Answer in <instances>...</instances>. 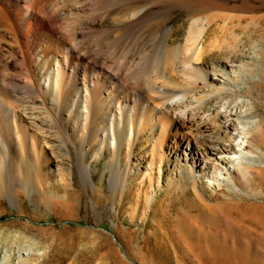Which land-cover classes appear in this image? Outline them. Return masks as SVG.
<instances>
[{"label": "bare ground", "instance_id": "obj_1", "mask_svg": "<svg viewBox=\"0 0 264 264\" xmlns=\"http://www.w3.org/2000/svg\"><path fill=\"white\" fill-rule=\"evenodd\" d=\"M141 1L118 0L104 6L102 0H0V196L14 201L20 192L32 196L38 191L29 171L24 178L18 171V162L23 156L32 158L37 144V159L49 162L45 149L49 142L31 136V126L41 133L56 127L65 141L71 127L79 153L87 135L98 142L101 152L105 144L116 147L117 130L133 118L134 136H144L153 144L147 160H126L132 176L141 171L142 179L148 176V201H159L161 159L156 157L161 158L165 135L172 131L174 137L180 136L174 140V153L182 156L186 166L179 170L186 181L192 180L201 202H214L213 208L201 207V211L208 221L220 217L226 226L201 227L189 217L178 216L172 232L175 240H264L251 224L264 225V204L249 205L237 212L238 217L220 209V202L231 204L242 193L264 196V113L259 102L247 95L255 78H260L259 67L264 69V45L259 48L253 43L246 49L237 32L246 20L243 16L211 14L191 16L184 36L173 45L170 27L151 22L163 9H170L172 1L131 5ZM200 2L220 8L229 4ZM106 18V29L101 31L98 26ZM141 24L133 45L113 38L115 32L117 37L119 31ZM59 33L72 42L55 52L53 48L63 45ZM145 34L154 35V42H146ZM100 58L109 65L99 63ZM174 71L182 72L183 84ZM119 74L148 86L155 104L138 97L130 108L126 102L123 110L116 106L113 83ZM17 103L31 112H22ZM163 118L166 125L159 128ZM107 125L110 138L107 132L101 135ZM48 139L53 152L57 137ZM66 161L58 154L52 160L60 178L66 175ZM93 171L91 167L85 171L89 180ZM68 174H73L72 166ZM44 189L49 201L48 196L56 193ZM4 239L0 264H44L49 250L43 241L17 230L8 231Z\"/></svg>", "mask_w": 264, "mask_h": 264}, {"label": "rangeland", "instance_id": "obj_2", "mask_svg": "<svg viewBox=\"0 0 264 264\" xmlns=\"http://www.w3.org/2000/svg\"><path fill=\"white\" fill-rule=\"evenodd\" d=\"M155 1L158 0H142L131 5L139 6ZM159 1L173 3H167L170 9H163L162 14L153 16L151 22H160V26L170 27L172 35L169 39L173 45L184 36L189 18L198 14L218 17L241 15L246 20L256 17L252 22L244 20L237 32L246 49L253 43H257L258 47L260 44L264 45V3L261 0H223L229 4L222 8L211 4L203 5L200 0ZM114 2L118 0H102L104 6ZM104 20L98 26L101 31L106 29L103 25L109 18ZM141 28L142 24L131 31H119L117 37H114L115 32L113 38L118 42L133 45L140 37ZM58 36L63 39V45L53 48L55 52L63 51V47L71 41L62 33ZM143 37L148 43L154 42L155 39L154 35L145 34ZM207 60L209 62V59ZM74 61L70 62L71 68L75 64ZM99 63L109 65L103 58H100ZM259 68L257 74L260 78H255L247 95L259 102L264 113V69ZM181 73L174 71L179 83L183 84ZM116 76L113 83L118 93L115 104L119 105L121 110L124 102L130 108L138 97L151 105L155 104L153 92L148 86L141 85L124 74ZM3 93L8 95L7 92ZM6 101L9 99L6 98ZM18 105L17 103L16 108H20L22 112H31L30 108L23 111ZM166 120L162 119L159 128L166 125ZM133 121V118H127L123 128L117 130L115 148L105 144L100 152L98 142L94 143L87 135L82 153L78 152L79 146L73 141L71 127L66 130L65 141L56 127L52 126L48 132L41 133L31 126V136L47 138L49 143L45 145V149L49 154V162L37 159L39 144L35 152L31 150L32 158L22 155L18 162L20 176L24 178L26 171H29L38 191L33 192L32 196L20 192L14 201L0 196V240H6L4 238L8 231L17 230L30 238L43 241L49 250L44 264H264V240L173 238L172 232L178 216L189 217L201 227L209 224L220 228L226 226L220 217L208 221L201 211V207L206 210L208 207L213 208L214 202H201L195 196L192 180L186 181L179 170L184 167V163L182 156L176 157L174 153L177 149L174 148V140L180 139V136L178 134L174 137L172 131L165 135L161 158L160 155L156 157V160L161 159V180L157 190L159 201L156 204L148 201V176L142 179L143 171L132 176L129 172L130 164L128 165L126 160L135 159L137 163L147 160L153 144L149 140L145 141L144 136H134ZM108 125L103 128L101 135L107 132L110 138ZM49 136L57 137L55 145L59 148H55L53 152L50 151ZM157 136L158 134L155 137ZM95 151H98L97 154ZM166 153L170 154L169 157ZM56 154L67 158L64 178H60L52 163ZM68 166H72V175L68 174ZM89 167L95 170L90 180L85 175ZM155 171L157 172V169ZM155 175L157 178V174ZM44 188L56 193L48 196L49 201L44 197ZM63 194L64 197L61 196ZM255 204H264V196L255 198L242 193L236 196L231 204L220 202V209L224 212L229 210L238 217L237 212ZM251 224L263 234L264 239V225L253 222ZM257 246L262 250H258Z\"/></svg>", "mask_w": 264, "mask_h": 264}]
</instances>
